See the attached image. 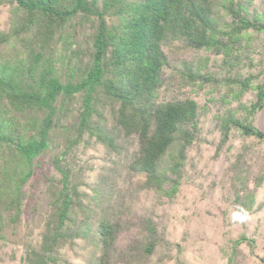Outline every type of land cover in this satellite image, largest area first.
I'll use <instances>...</instances> for the list:
<instances>
[{
	"label": "rangeland",
	"instance_id": "374dc122",
	"mask_svg": "<svg viewBox=\"0 0 264 264\" xmlns=\"http://www.w3.org/2000/svg\"><path fill=\"white\" fill-rule=\"evenodd\" d=\"M239 2L248 8L251 19L264 22V0ZM3 4L0 32L23 27V12L18 21L12 5ZM32 28V38H39L37 28ZM86 29L87 33L88 26ZM67 32L76 33L69 27ZM19 48L16 43L15 50ZM68 48L62 41L44 49L37 68L27 69L30 63L26 59L24 80L30 77L28 72L37 76L36 72L51 66V75L61 84L75 86L82 72L91 67L93 47L84 43ZM9 52L6 46L0 56L6 58ZM165 52L170 66L163 70L164 84L156 103L189 97L197 105L190 130L194 139L186 148L179 176L168 171V160L162 166H167L165 175L170 180L159 191L146 188L144 175L129 170L138 152V139L124 135L113 117L117 104H110L99 87L92 96L90 126L112 138L115 149L106 147L95 133L84 130L80 135L83 92L69 98L59 95L48 146L31 162L32 175L21 189L20 208L2 211L5 225L0 232V264H27L29 249L39 248L48 226L55 227L52 201L65 175L68 187L75 186L77 192L71 194L68 213L74 223L65 222L66 239L55 251L53 264H97L101 251L93 238L102 220L118 227L106 264H264V137L246 136L239 124L231 122L252 121L255 130L264 134V99L253 116L251 107L257 99V85L263 82L264 31L249 30L230 60L222 54L176 47ZM201 55L209 58L203 72L207 83L193 86L179 81L176 71L182 69V63L196 62ZM245 81L247 89L240 83ZM6 106L0 104V133L5 129L6 136L10 135V122L29 123L30 115L39 120L44 117L42 110H26L21 116ZM8 152L0 145V170L4 164L16 165L10 161L13 153ZM174 180L179 186L169 197L165 192Z\"/></svg>",
	"mask_w": 264,
	"mask_h": 264
},
{
	"label": "trees",
	"instance_id": "16d2710c",
	"mask_svg": "<svg viewBox=\"0 0 264 264\" xmlns=\"http://www.w3.org/2000/svg\"><path fill=\"white\" fill-rule=\"evenodd\" d=\"M1 3L12 5L13 17L18 21L19 13L23 12L24 26L15 27L7 34L0 32V50L6 46L10 50L8 57L0 56V104L5 103L21 116L26 110H42L44 117L39 120L30 115L31 120L24 124L10 122V135H5V129L0 133V145L8 149V154L13 153L10 161L16 163L4 164L0 170V232L5 225L2 211L19 210L21 189L32 175L31 162L48 146L54 103L59 95L69 98L83 92L80 135L84 130L95 133L106 147L115 149L112 138L100 133L96 126H90L92 96L99 87L110 104H117L113 117L124 135L138 139V152L129 170L144 175L146 188L161 191L163 184L170 180L165 175L167 166L163 169L162 165L171 161L168 171L178 175L186 148L194 139L190 130L197 116V105L189 97L166 103L155 101L164 84L163 70L169 65L165 50L176 47L195 53L213 52L230 60L249 30L264 31V22L251 19L248 8L239 0H0ZM33 26L39 38H32ZM68 27L75 35L67 32ZM79 35L84 40L75 39ZM62 41L69 48L92 44V64L82 72L81 81L75 86L63 85L51 75V66L36 72L37 76L28 72L32 78L24 80L22 70L26 59L30 63L27 69L37 68L44 49L49 50ZM16 43L20 44L17 50ZM208 61V57L201 55L196 62L194 59L183 62L182 69L176 71L179 81L185 80L186 85L193 86L207 83L203 72ZM228 65L233 67L231 61ZM261 72L263 82L257 85L252 116L263 106L264 70ZM240 83L247 89V81ZM231 122L239 124L246 136L264 137L255 130L252 121ZM68 178L63 176L62 186L53 197L55 227L48 226L39 248L29 249L27 264H53L55 251L66 239L65 222L74 223L68 213L73 203L71 194L77 195V192L75 186L68 187ZM178 186L174 180L165 194L173 196ZM15 219L16 216L10 218ZM117 233L115 224L99 222L93 238H97L94 244L101 251L97 264H106ZM74 235L79 237V233ZM153 245H149V253Z\"/></svg>",
	"mask_w": 264,
	"mask_h": 264
}]
</instances>
